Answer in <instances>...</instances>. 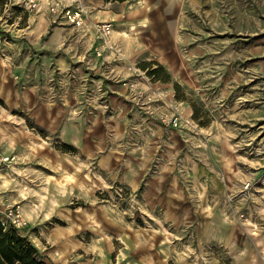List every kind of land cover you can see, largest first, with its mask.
Returning a JSON list of instances; mask_svg holds the SVG:
<instances>
[{"label":"rangeland","instance_id":"rangeland-1","mask_svg":"<svg viewBox=\"0 0 264 264\" xmlns=\"http://www.w3.org/2000/svg\"><path fill=\"white\" fill-rule=\"evenodd\" d=\"M184 1L196 33L184 52H206L186 59L194 74L182 84L166 66L160 76L168 81L139 65L135 72L172 93L173 106L155 105L131 118L128 132L110 147L119 156L114 167L0 98V213L4 217L8 205L20 208L28 221L22 232L33 226V234L43 228L70 238L72 257L92 263L99 240V264H264V0ZM11 7L23 20L32 11ZM95 53L99 57V47ZM137 78L122 81L135 98L143 92ZM55 83L43 96L63 104L66 86ZM95 91L82 94L90 99ZM180 102L194 109V121L183 125L174 108ZM105 108L110 111L109 103ZM167 117L179 118V125L166 124ZM214 137L221 141L216 161L201 145ZM65 143L73 150L64 152ZM191 160L204 175L199 186ZM108 242L114 250L103 256L100 244Z\"/></svg>","mask_w":264,"mask_h":264},{"label":"crops","instance_id":"crops-1","mask_svg":"<svg viewBox=\"0 0 264 264\" xmlns=\"http://www.w3.org/2000/svg\"><path fill=\"white\" fill-rule=\"evenodd\" d=\"M24 1L8 0L0 18L4 20L0 25V98L12 108L29 113L41 128L51 132L59 129L57 132L65 137V142L85 153L99 154L105 167H114V160L119 159L116 149L110 147L119 144L120 137L128 132L131 118L140 119L152 112L155 105L173 106L172 93L168 94L164 86L135 72L140 69L139 65L156 62L166 66L182 84L189 81L188 74H194L193 65L186 59L192 60L206 52L200 47L184 52L190 42L194 43L196 34L183 13L184 0H63L68 5L84 8L82 27L68 23L65 18L54 22L48 10L50 0H41L39 8L29 11L23 20L11 6L23 8ZM107 22L114 26L111 48H104L103 41L96 36L95 25ZM9 36L15 38V43L4 39ZM96 47L103 48L99 57ZM212 51L208 50L207 54ZM134 76L139 78L138 87L143 90L136 98L122 84ZM52 79L55 85L63 81L66 86L63 104L43 96ZM21 81L23 92L17 88L22 86ZM87 88L96 90L94 98L88 99L82 94ZM223 89L230 95L231 83L225 82ZM106 103L110 105L109 112ZM174 108L183 114V125L194 121V109L189 104L180 102ZM157 132L162 134L164 130ZM172 132V136L179 133ZM177 145L176 139V148ZM201 145H207L210 154L217 155L214 161L220 156L221 141L217 138H208ZM191 162L196 168L192 171L193 181L199 186L204 175L198 162ZM31 229L21 233L29 237L47 263L99 264V240L94 245L96 262L92 263L86 258L72 257L70 238L62 241L57 234L52 235L43 228L34 234ZM100 247L106 250L102 251L103 256L114 250L112 242L106 246L102 243Z\"/></svg>","mask_w":264,"mask_h":264},{"label":"trees","instance_id":"trees-1","mask_svg":"<svg viewBox=\"0 0 264 264\" xmlns=\"http://www.w3.org/2000/svg\"><path fill=\"white\" fill-rule=\"evenodd\" d=\"M125 1V0H120ZM7 0H0L1 5ZM149 76L156 80L168 81V77H161L160 73L165 72V68L158 63H150L147 66L143 65ZM177 88L178 85L176 86ZM73 146L68 144L63 145V151L69 152L73 150ZM0 264H49L45 260V256L29 239L23 235L19 228H16L8 223H5L3 216L0 213Z\"/></svg>","mask_w":264,"mask_h":264},{"label":"built area","instance_id":"built-area-1","mask_svg":"<svg viewBox=\"0 0 264 264\" xmlns=\"http://www.w3.org/2000/svg\"><path fill=\"white\" fill-rule=\"evenodd\" d=\"M41 0H25L21 5L28 10H34L39 8ZM49 12L53 16V21L58 22L61 18H65L66 21L72 25L82 27L85 24V10L83 7L68 5L63 0H50ZM98 38L103 41L104 48H111L110 38L114 32L113 23H97L95 25ZM99 56L102 55V50L99 49ZM166 124L174 126L179 125V118L167 117L164 119ZM10 157L4 158L3 163H9ZM5 223H8L16 228H22L28 225V221L24 218L20 208L8 205L5 216L3 217Z\"/></svg>","mask_w":264,"mask_h":264}]
</instances>
